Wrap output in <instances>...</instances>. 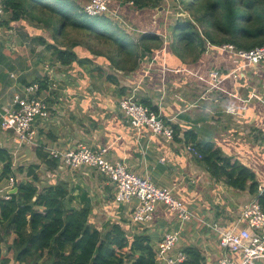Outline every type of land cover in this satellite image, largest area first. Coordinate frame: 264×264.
<instances>
[{"label": "crops", "instance_id": "1", "mask_svg": "<svg viewBox=\"0 0 264 264\" xmlns=\"http://www.w3.org/2000/svg\"><path fill=\"white\" fill-rule=\"evenodd\" d=\"M131 27L137 33V27ZM145 27L156 34L165 32L159 30L154 16ZM30 28L0 27V108L10 105L13 94L23 85L48 78L40 94L46 96L50 114L38 124L37 145L9 150L16 153L14 164L20 159L23 162L19 164H38V183L62 180L74 188L73 194L86 190L93 206L89 215L92 222L101 227L107 220H118L130 237L150 236L155 249L164 232L179 227L173 211L159 204L152 222L132 224L126 205L113 200L106 177L86 166L73 171L56 167L50 172L36 152L37 147L48 153L47 147L67 149L79 142L93 150L107 146L108 160H124L129 170L149 176L153 183L172 185L180 202L194 214L182 225L176 250L193 246L207 264H216L222 253L218 230L236 224L242 208L264 196V76L256 81L251 77L252 65L212 46L193 63L183 62L165 46L146 55L137 69L128 72L116 69L105 56L74 46L79 57L88 59L61 65L45 45L30 37L45 35L46 29ZM212 67L223 73L237 72V77L229 76L221 83L233 95L207 91L208 84L199 78ZM207 93H212L214 100ZM130 94L156 106L158 117L174 131L172 139L153 134L148 127L137 131L129 124L119 101ZM222 100H227L226 105L218 108ZM189 131L196 134L195 142L187 139ZM3 132L0 128V147H5L8 139L12 141V135L5 133V137ZM204 141L214 143L217 164L226 165V172L230 166L243 168L246 183L242 179L232 185L227 178L215 177L199 162L200 156L187 149L191 144L198 150L195 143Z\"/></svg>", "mask_w": 264, "mask_h": 264}, {"label": "trees", "instance_id": "2", "mask_svg": "<svg viewBox=\"0 0 264 264\" xmlns=\"http://www.w3.org/2000/svg\"><path fill=\"white\" fill-rule=\"evenodd\" d=\"M0 1L7 15L0 19V27L45 28V35L30 37L45 45L61 65L87 60L73 49L81 46L90 54L105 56L116 69L128 72L137 69L146 55L156 54L164 46L163 39L145 27L164 0L110 1L111 10L116 9L120 17L137 27L136 38L110 16L88 15L83 9L88 0ZM178 1L181 9L176 11L174 20L165 16L163 5L156 22L159 30L171 36L165 45L167 50L183 62L197 61L208 43L231 42L244 49L264 44V0ZM47 79H35L40 82V89L47 86ZM138 101L158 111L148 99ZM186 137L196 141L192 131ZM195 146L201 154L199 162L215 177L227 178L232 185L242 179L246 183L248 176L243 168L230 166L226 172V165L217 164L219 158L213 142H196ZM36 152L45 168L55 171L57 160L41 148L37 147ZM12 162L13 154L0 147V185L11 175L17 178L16 192H10L9 199L0 197V264H158L150 236L130 237L118 220H107L101 227L91 221L93 206L86 190L73 194L74 188L62 180L38 183V164L12 166ZM258 200L264 210V196ZM11 232L14 237L7 244ZM5 243L12 256L3 253ZM182 251L186 259L181 264H207L197 248L187 246Z\"/></svg>", "mask_w": 264, "mask_h": 264}, {"label": "built area", "instance_id": "3", "mask_svg": "<svg viewBox=\"0 0 264 264\" xmlns=\"http://www.w3.org/2000/svg\"><path fill=\"white\" fill-rule=\"evenodd\" d=\"M111 0H88L84 4V11L88 15L110 16L124 28L131 29L132 25L119 16L117 10H111ZM130 3H132L130 1ZM5 15L0 1V19ZM163 39L165 45L168 42L166 32L157 33ZM216 49L228 51L244 61L246 65H258L264 62V44L249 49L237 48L231 42L220 45H212ZM11 76H13L11 74ZM229 76L237 77V72L223 73L217 68H210L205 77L200 80L208 84L207 91L218 90L223 94H230L223 88L222 82ZM43 79V78H41ZM40 82H29L22 86L20 91L13 94L12 102L8 106L0 108V128L11 132L12 141L18 150L24 144L37 145L38 124L46 120L50 114V106L45 95L40 94ZM254 95L251 93V96ZM119 107L124 111L129 124L140 131L148 127L153 134H161L167 139H172L174 131L166 125L158 113L149 106L139 102L130 94L120 99ZM49 157L58 161L59 169L77 170L82 166L95 169L100 175L106 177L112 187V198L118 204L126 205L128 218L132 224H148L153 221L154 212L159 204L175 213L179 222L178 228H172L163 233L161 240L154 249L155 260L158 264H181L186 259L182 250H176L175 245L180 240L182 225L194 218V214L186 208L174 194L173 188L159 186L153 183L149 176L138 175L128 169L124 160L111 161L106 158L107 146H101L97 150L89 148L79 142L74 147L60 149L47 147ZM188 150H193L198 156L200 152L189 144ZM15 156V151L12 153ZM13 157L12 166L15 164ZM17 178L14 175L8 177L6 182L0 185V197L10 198V190L15 186ZM241 224V225H240ZM218 243L222 253L217 258L216 264H260L264 261V210L258 197L246 204L238 217L237 223L218 230ZM263 259V260H262Z\"/></svg>", "mask_w": 264, "mask_h": 264}, {"label": "rangeland", "instance_id": "4", "mask_svg": "<svg viewBox=\"0 0 264 264\" xmlns=\"http://www.w3.org/2000/svg\"><path fill=\"white\" fill-rule=\"evenodd\" d=\"M163 5H164V14H165V16L166 17H169V19H171V20H174V18L176 17V11L178 12V10H180L181 9V6H180V3H179V1L178 0H164V2H163ZM181 12H185V11H183V10H181ZM6 14L4 15V17L6 18ZM198 25V24H197ZM196 25V26H197ZM198 28H199V30H202V27L200 26V25H198ZM5 29V27H2V30H4ZM6 30V29H5ZM129 32H130V34L132 35V36H134V38H136L135 36H138V34L137 33H135L134 34V30H131V29H127ZM6 32V31H5ZM202 32V31H201ZM3 48H5V46H3ZM6 49V48H5ZM37 53V52H36ZM39 53V52H38ZM37 53V54H38ZM259 65V64H258ZM251 69H250V73H251V77H253L256 81H258V80H260V77H263L264 76V64L260 67V66H254V65H252L251 67H250ZM207 95L209 96V98H210V100L212 101V100H214V96L212 95V93H211V95H210V93H207ZM208 98V97H207ZM217 98V97H216ZM221 100V99H220ZM227 101V100H226ZM226 101L225 100H222L221 101V104L220 105H216L218 108H222L223 106H225L226 105ZM214 102V101H213ZM220 102V101H219ZM219 102H218V104H219ZM216 103V102H215ZM124 112V111H123ZM4 134V136L5 137H7L6 136V134H8V135H10L11 134V132L10 131H4L3 132ZM6 133V134H5ZM8 142H5V147L8 149V150H12L13 148H15V146H16V144L14 143V142H10L9 141V139L7 140ZM24 158V157H23ZM17 162V164H18V162L20 163V162H23L22 161V159H20V160H17L16 161ZM24 165H26V164H24ZM39 175H41V174H39ZM18 178H19V176H18ZM88 181H90L89 179H86L85 180V182H88ZM48 183V181H44V183L43 184H47ZM49 183H50V181H49ZM172 186V185H171ZM171 186H169V187H171ZM172 188V187H171ZM176 195V194H175ZM177 196V195H176ZM102 222H100V224H101ZM241 225V224H240ZM13 237H14V233L13 232H11L10 233V236L8 237V239H7V244L8 243H10V242H12V240H13ZM4 244L3 246H2V248H3V253L4 254H6V255H8V256H12V251L11 250H9L8 248H7V244ZM263 260V259H262Z\"/></svg>", "mask_w": 264, "mask_h": 264}, {"label": "water", "instance_id": "5", "mask_svg": "<svg viewBox=\"0 0 264 264\" xmlns=\"http://www.w3.org/2000/svg\"><path fill=\"white\" fill-rule=\"evenodd\" d=\"M163 10V5H159L156 7V13L154 14V18H158L160 15H161V12ZM183 15L186 17L188 16V13L187 12H184ZM171 29V26L168 28V30L170 31ZM17 188L14 187L10 190V192H16Z\"/></svg>", "mask_w": 264, "mask_h": 264}]
</instances>
